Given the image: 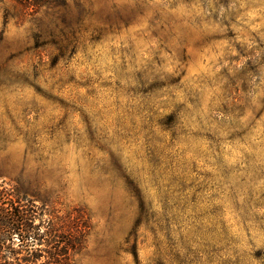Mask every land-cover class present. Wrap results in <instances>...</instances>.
<instances>
[{
	"label": "rangeland",
	"instance_id": "rangeland-1",
	"mask_svg": "<svg viewBox=\"0 0 264 264\" xmlns=\"http://www.w3.org/2000/svg\"><path fill=\"white\" fill-rule=\"evenodd\" d=\"M19 264H264V0H0V191Z\"/></svg>",
	"mask_w": 264,
	"mask_h": 264
},
{
	"label": "trees",
	"instance_id": "trees-1",
	"mask_svg": "<svg viewBox=\"0 0 264 264\" xmlns=\"http://www.w3.org/2000/svg\"><path fill=\"white\" fill-rule=\"evenodd\" d=\"M35 218V214L25 208L11 191H0V264H19L9 260L8 256L15 237L26 245L35 244L38 235ZM30 262L35 264L32 260Z\"/></svg>",
	"mask_w": 264,
	"mask_h": 264
}]
</instances>
